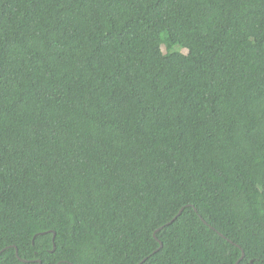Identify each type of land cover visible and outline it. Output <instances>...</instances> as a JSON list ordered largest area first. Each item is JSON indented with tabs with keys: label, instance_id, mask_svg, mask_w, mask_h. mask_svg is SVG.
<instances>
[{
	"label": "trees",
	"instance_id": "1",
	"mask_svg": "<svg viewBox=\"0 0 264 264\" xmlns=\"http://www.w3.org/2000/svg\"><path fill=\"white\" fill-rule=\"evenodd\" d=\"M0 252L264 264V0H0Z\"/></svg>",
	"mask_w": 264,
	"mask_h": 264
},
{
	"label": "water",
	"instance_id": "2",
	"mask_svg": "<svg viewBox=\"0 0 264 264\" xmlns=\"http://www.w3.org/2000/svg\"><path fill=\"white\" fill-rule=\"evenodd\" d=\"M183 209H184V208H181V209L179 210L178 214H177L176 216H174L173 219H172L170 222L166 223L163 227H160L159 229L155 230V232L153 233L154 238H155V239L159 242V244H160L158 250H160V249L162 248L163 244H162V242L157 238V233H158L161 229H163L165 226L170 225L171 223H173V222H174V221H175V220L181 215ZM200 218H201V220L205 223L204 219H203L201 216H200ZM54 250H55V244H54L53 251H54ZM1 253H2V252H0V254H1ZM17 255H18V252H17ZM244 256H245V254L242 253L241 257L239 258V260H238L235 264H239V263L244 259ZM19 259H21V258H19ZM22 261L25 262V263L28 262V261H26V260H22ZM143 261H145V259H144ZM143 261H142V262H143ZM37 262H38V264H42V262H41L40 260H38ZM142 262H141V263H142ZM141 263H139V264H141Z\"/></svg>",
	"mask_w": 264,
	"mask_h": 264
}]
</instances>
